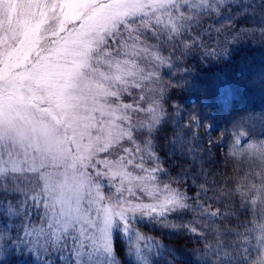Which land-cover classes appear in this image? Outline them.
<instances>
[{
    "label": "clouds",
    "instance_id": "1",
    "mask_svg": "<svg viewBox=\"0 0 264 264\" xmlns=\"http://www.w3.org/2000/svg\"><path fill=\"white\" fill-rule=\"evenodd\" d=\"M208 7L212 11L199 14L177 7L185 30L175 37L164 30L163 39L141 35L133 41L130 37L145 27L138 15L118 17L92 36L90 55L97 68L92 76L104 93L103 118L98 114L97 131L86 141L77 139L80 151L74 155L91 197L100 201L101 211L113 212L111 256L101 253L97 264H124L125 257L135 264V238L150 233L174 258L186 254L192 264H264V112L241 113L218 129L205 124L209 134L219 133L208 142L217 145L215 152L181 139L188 125L173 123L178 107L173 93L183 90L186 74L195 72L188 57L227 58L226 45L244 37L264 41L261 0L223 5L210 0ZM245 7L250 11L243 12ZM244 24L251 26L237 31ZM137 45L149 53L132 55ZM117 65L123 69L119 78L111 75ZM20 179L35 185L38 177L21 173ZM165 235L174 238L165 240Z\"/></svg>",
    "mask_w": 264,
    "mask_h": 264
},
{
    "label": "snow or ice",
    "instance_id": "2",
    "mask_svg": "<svg viewBox=\"0 0 264 264\" xmlns=\"http://www.w3.org/2000/svg\"><path fill=\"white\" fill-rule=\"evenodd\" d=\"M209 3L26 0L27 20L11 34L0 32V264L13 254L31 256L35 264H97L101 253L111 256L113 212L101 211L100 201L91 197L74 155L80 151L77 139L86 141L97 131L98 114L103 118L104 93L92 76L97 71L90 55L92 36L118 17L138 15L145 27L130 37L133 41L141 35L163 39L164 30L175 37L185 30L177 7L199 14L212 11ZM0 4L7 8L9 0ZM139 52L147 55L149 49L137 45L132 55ZM151 55L163 60L158 52ZM122 72L117 65L111 75L119 78ZM191 122L199 125L197 115ZM21 173L37 176L35 185L22 181ZM166 251L172 254L151 237L135 238L137 264H155L154 255Z\"/></svg>",
    "mask_w": 264,
    "mask_h": 264
},
{
    "label": "trees",
    "instance_id": "3",
    "mask_svg": "<svg viewBox=\"0 0 264 264\" xmlns=\"http://www.w3.org/2000/svg\"><path fill=\"white\" fill-rule=\"evenodd\" d=\"M239 22L238 20L237 23ZM250 26L247 24L240 25L237 31L239 27ZM212 38L214 39V37ZM204 39L207 41L209 37L206 36ZM226 47H229L227 58H201L193 54L187 59V63L195 67V72L186 74V79L194 81L196 85V95L194 101L187 105L188 109L195 106L194 115H197L200 120L209 121V119H213L217 124L214 129L220 128L241 113L253 112L254 115H258L259 112H264V41H258L256 37H244L242 40L226 45ZM173 95L177 99V103H183L187 96L184 89L174 92ZM175 112L176 109L173 110V123H179L181 126L188 125V128L185 129L187 137L182 134L181 139L190 138L194 146L211 147L212 151L215 152L217 145L209 146V137L217 138L219 133L212 132L208 136L203 131L204 125L201 124L193 137L192 130L195 129L191 125L193 112L187 110L190 115L188 123L175 122ZM207 113L212 115L207 117ZM201 154L197 153V155ZM152 236L153 234L150 233L149 237ZM173 238L164 236L165 240ZM160 239L159 236H155L156 241H160ZM118 247L121 256L124 257L123 245L118 242ZM14 257L15 254L5 255L6 264L12 262ZM153 259L155 264H165L167 260H172L173 264H178L180 259L183 264H192L191 256L185 254L174 258L167 251L164 252L163 256L154 255ZM124 264H128L126 257ZM135 264L137 263L135 262Z\"/></svg>",
    "mask_w": 264,
    "mask_h": 264
},
{
    "label": "rangeland",
    "instance_id": "4",
    "mask_svg": "<svg viewBox=\"0 0 264 264\" xmlns=\"http://www.w3.org/2000/svg\"><path fill=\"white\" fill-rule=\"evenodd\" d=\"M26 0H9L8 7L5 8L3 4H0V32L7 31L9 34L19 29V27L27 20L29 16L30 10L25 7ZM187 94L186 98L184 99L183 103H178V107L175 112V122H184L188 123V119H190L189 113L187 110L193 112L194 115V108H189L187 105H190L194 101V97L196 95V85L194 81L186 79L185 86L183 88ZM212 114L207 113V117L211 116ZM199 120V125L191 123L192 126L195 127L192 130V133H197V128L204 125L203 131L209 136L207 130L205 129V124L210 123L212 128H216L217 124L213 119H209V121ZM209 140L215 141L216 138L209 137ZM6 220V218H5ZM10 260V259H9ZM12 261V260H11ZM137 263V261H135ZM9 264H35L33 258L31 256H22L19 254H15L14 260Z\"/></svg>",
    "mask_w": 264,
    "mask_h": 264
}]
</instances>
